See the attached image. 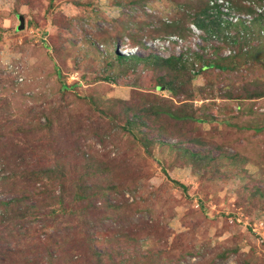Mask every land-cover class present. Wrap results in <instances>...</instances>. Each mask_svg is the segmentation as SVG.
I'll use <instances>...</instances> for the list:
<instances>
[{
	"label": "rangeland",
	"instance_id": "rangeland-1",
	"mask_svg": "<svg viewBox=\"0 0 264 264\" xmlns=\"http://www.w3.org/2000/svg\"><path fill=\"white\" fill-rule=\"evenodd\" d=\"M222 1L239 22L205 41L193 19L207 0H0V84L11 99L0 102V150L21 147L25 167L46 175L27 191L0 190V247L17 250L6 264H264V0ZM121 44L188 65L196 53H240L212 75L213 97L195 92V112L164 86L153 100L156 67L117 59ZM37 192L39 219L5 223L1 203ZM56 198L61 223L40 228Z\"/></svg>",
	"mask_w": 264,
	"mask_h": 264
},
{
	"label": "trees",
	"instance_id": "trees-1",
	"mask_svg": "<svg viewBox=\"0 0 264 264\" xmlns=\"http://www.w3.org/2000/svg\"><path fill=\"white\" fill-rule=\"evenodd\" d=\"M209 2L207 0V3L205 4L204 7H202V9L199 10V12L195 15L194 19H193V23L195 24V26L197 28H199L203 34H204V40L208 41L212 35H215L216 32H220L222 29V25L224 26V28H228L231 29V27H235L236 25L234 24H238L237 23H233L231 20V16H232V12L235 13L230 7L228 8L227 12H224L219 6L215 5L213 7H209ZM264 4V1L262 2ZM235 8V7H234ZM245 10L248 12H251L252 9L251 7H246V8H242V5H240L239 10ZM211 10H214V13H211ZM216 11V12H215ZM230 11H232L230 13ZM264 16V15H263ZM263 16H257L256 18L259 19ZM255 19V20H257ZM241 23H244L243 21ZM172 30V28H171ZM246 30V28L244 29ZM185 32V29H184ZM155 32L152 33H148L147 34V38L150 36V34H153ZM165 33V32H164ZM173 33H168V31L166 32V35H170ZM182 37H185V33L182 35H179ZM150 38V37H149ZM137 39V38H135ZM133 44H137L138 46H136V51L140 49H144V46H140L139 42L137 43L136 41H132ZM135 42V43H134ZM240 52H237V54ZM235 54V55H237ZM235 55H232V58H230L231 60H233L234 58H236ZM117 59L119 60H126V61H131L134 63H138L141 62L143 64V67H156L155 73L157 74V77L155 76V87H154V97L153 100L158 99V93H156V91L158 90V86H164V89L162 90L163 92H166L167 94H169L171 97H177L179 98L180 96L182 97V101L186 102V104H188V109L195 111V107L193 106V101H194V95L195 92H201L199 93L200 97L202 99H205L207 96L209 97H213L214 96V91H213V87L211 86L210 83V79L212 77V75L217 72V71H226L228 70V63L230 62V59L227 60L224 57H205L203 55L200 54H195V62L192 63V65H188L186 60H182V57H174V56H170L167 58H160L157 56H154L153 54H146L143 57H139L138 55H136L135 53L131 56H126V55H122V54H117ZM249 59L252 61L253 64L255 63H260V60H257L256 58L252 57V55L249 56ZM186 61V62H185ZM227 62V63H225ZM196 63H198V67L196 69L192 70L191 73V68L189 66H194ZM225 63V64H224ZM163 72V73H162ZM161 73V74H160ZM207 73V74H206ZM198 76H202V78L204 79V85L201 87H195L193 85V81L194 79H196ZM1 83V81H0ZM160 88V87H159ZM4 90L2 87V84H0V102L5 101L6 103H8V101L10 102L11 99L9 98L10 95H5L4 96ZM161 91V92H162ZM205 93V95L203 94ZM162 98V97H160ZM168 101H170V98L167 97L166 98ZM153 100H151L150 102H152ZM182 101H178V102H182ZM171 102V101H170ZM185 103H183L182 105H184ZM245 107V106H244ZM246 107L248 108L249 106L246 105ZM205 110H209L210 108H204ZM157 112H160L162 114H169L172 115L171 113H167L165 112V110L160 111L158 109H156ZM197 111V110H196ZM195 111V112H196ZM57 111H53V113H56ZM58 113V112H57ZM153 121L155 122H160L162 120V117L158 116L160 114H153ZM182 117V118H181ZM176 116V120L181 121L183 119L188 118L187 116ZM191 118V117H190ZM201 119H196L195 122L199 123ZM199 121V122H198ZM5 125H0V131H2L4 129ZM155 130V136H166L163 135V132L161 129L154 128ZM21 134V132H20ZM22 135V134H21ZM172 138L177 137V135L172 134ZM167 137V136H166ZM171 138V137H170ZM18 151H14V152H2V150H0V190L3 189V191L8 192V188L10 187L11 189H18L21 191H27L26 185L31 186L33 183H36L40 177H45V173L41 171V167H39L40 169L34 170V169H30L28 167H25L26 165V159H25V155H24V150H22L21 152H19V150H21L20 148H17ZM13 151V150H12ZM28 153L33 155L32 151H30V149H28ZM95 167L89 166V170L90 173L93 174L94 177L98 176V175H102L104 172L100 171L99 168H95V171H91L92 169H94ZM89 177V175H87V178ZM55 182L57 183V187H59L58 189L63 193L64 191H66V189H71V187L66 188L64 187V184L67 183V179H54ZM181 186V185H180ZM184 187V186H183ZM88 188V186H87ZM42 192H37V193H33L31 195L29 194H24L22 196H18L14 193H12V197H10L8 199V201H5V203H1V205H5L3 206V208H6V214H3V217H5V219H7L5 221V223H9V222H15V221H21L27 217H29L30 219H37L38 218V214L40 212L35 211L36 210V205L34 203H29V202H39V196ZM20 195V194H19ZM52 195H50L49 193L47 194V199L51 198ZM11 204V205H9ZM55 204L58 206L57 208H52L50 209V211H48L47 213H45L40 219H43L42 221H40L41 225L40 228H50L49 226H51V228L55 225H57L58 223H61L60 221H58L59 219V215L58 212L60 210H64L62 208V199L56 198L55 199ZM10 208V212L9 208ZM70 212V214H67L68 216H70L71 218H76V222L75 224H69L71 225V228L74 229L75 227H80V225H82V219L80 218V213H77L76 210L72 209V208H67ZM66 210V209H65ZM61 214H65V213H61ZM39 219V218H38ZM2 224V223H1ZM0 224V225H1ZM4 224V222H3ZM20 224V223H19ZM120 236V235H118ZM90 241V240H89ZM63 244H66L65 242H63ZM73 248V247H72ZM73 252L75 251H80L79 248H74L72 249ZM15 253H17V250H15L13 252V250H7L6 248H2L0 247V264H6V259L9 258V256L14 255ZM103 254V253H102ZM73 255V253H72ZM47 259H50L47 258ZM72 260V259H71ZM74 263H78L80 260L77 259H73ZM48 264H51V260L49 261Z\"/></svg>",
	"mask_w": 264,
	"mask_h": 264
},
{
	"label": "clouds",
	"instance_id": "clouds-1",
	"mask_svg": "<svg viewBox=\"0 0 264 264\" xmlns=\"http://www.w3.org/2000/svg\"><path fill=\"white\" fill-rule=\"evenodd\" d=\"M217 6H219L222 10H228V4L225 3L224 1L222 0H217ZM264 8V7H263ZM227 12V11H226ZM233 23H237V21H232ZM120 50L122 52H124L126 56H131L134 54V52H131L132 48L128 47L127 45L125 44H121L120 46ZM170 57V56H169Z\"/></svg>",
	"mask_w": 264,
	"mask_h": 264
},
{
	"label": "water",
	"instance_id": "water-1",
	"mask_svg": "<svg viewBox=\"0 0 264 264\" xmlns=\"http://www.w3.org/2000/svg\"><path fill=\"white\" fill-rule=\"evenodd\" d=\"M19 26L17 27V30H22L23 29V27H24V23H23V19L21 18V17H19Z\"/></svg>",
	"mask_w": 264,
	"mask_h": 264
}]
</instances>
